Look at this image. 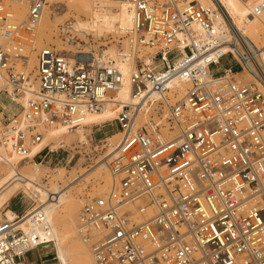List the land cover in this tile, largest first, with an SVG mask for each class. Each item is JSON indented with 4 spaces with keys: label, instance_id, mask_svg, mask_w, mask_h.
<instances>
[{
    "label": "built area",
    "instance_id": "built-area-1",
    "mask_svg": "<svg viewBox=\"0 0 264 264\" xmlns=\"http://www.w3.org/2000/svg\"><path fill=\"white\" fill-rule=\"evenodd\" d=\"M25 1L27 14L19 19L11 3L0 0L4 164L14 154L28 156L43 139V127L73 129L87 114L105 111L126 82L115 60L96 61L90 34L67 20L59 36L75 48L73 57L41 48L34 90L27 68L34 37L29 22L40 20L50 0ZM83 1L97 8L124 4L133 30L146 32L153 49L137 57L128 76L133 99L108 121L120 134L102 148L109 189L87 196L79 211V234L95 263L264 264L261 55L220 8L203 0ZM250 11L261 16L264 0ZM239 72L254 80H243ZM28 92L34 95L23 107L19 99ZM33 219L37 228L27 232L14 226L19 218L0 219V264H23L26 251L55 245L47 238L52 228L45 212L37 209Z\"/></svg>",
    "mask_w": 264,
    "mask_h": 264
},
{
    "label": "bare ground",
    "instance_id": "bare-ground-1",
    "mask_svg": "<svg viewBox=\"0 0 264 264\" xmlns=\"http://www.w3.org/2000/svg\"><path fill=\"white\" fill-rule=\"evenodd\" d=\"M12 1L15 4L16 16H18L19 19L25 18L27 14L26 1ZM257 1L258 0H203V4L210 6L215 5L220 8L224 18L230 22L235 30L244 36L243 38L247 40L250 47L254 48L257 55H261L264 60V48L259 45L264 37V13L261 16H252L250 11L251 6ZM60 5L64 8L58 11ZM72 10L79 15L88 17L86 21L78 19V21L75 22L76 29L84 34L92 32L96 36L113 34L117 38L127 37L123 41V49H118L114 44L110 46L109 49L105 50L101 56H99L97 52H94L95 59L100 64L107 61L109 62L110 60L116 61L118 68L126 76L125 85L123 89L116 92L115 100L111 102L110 106L105 111L87 114L81 126L69 130L64 127H43L45 130L43 139L32 147L28 156L14 154L13 157H9L10 162L6 164L0 163V209L19 190L28 193L34 201L33 207L23 215H19L12 209H7L3 214L0 213V219L3 218V215L7 217L8 221H15L19 218L18 221L14 222V226H18L24 232H27L37 228L33 219L34 212L37 209H41L51 222L52 232L47 238L55 242L60 264H96L90 245L85 242L79 234V216L77 212L80 211V209L78 208V203H76L77 198L74 196L73 190L90 174L96 172L100 175L101 171L104 170V184L99 183L97 190V194H104L109 189L110 185V174L106 169V158L102 157L92 170L74 176L73 178L68 177L63 169V172L52 175V178L49 180L52 186H49L48 182H44L43 180L44 170L41 169V167L45 169L48 167L45 165H36V167L32 168L28 166L27 163L30 162V160H34V156L45 147L49 150H56L59 147H64L70 144L67 137L73 133L77 134L79 142L84 141L86 140L85 133L87 130H90L92 125H100L116 118L121 110V104L133 99V94L129 89L128 76L136 67L137 57L140 55V52L142 53L146 48L153 49L148 44L149 36L146 32L133 30L134 20L132 12L124 4L111 1L104 5V7L97 8L94 3L83 0H68L65 2L50 0V4L46 6L40 20L29 22V26L34 31L32 42L35 43V45H33V48L40 49L44 47L49 41V33L53 30H57L59 23L62 22L61 20ZM38 32H41L40 35H38ZM62 50L66 49L62 48ZM28 56L30 62L35 60L34 54ZM147 59L149 58H146V60ZM238 76L244 77L247 81L254 79L248 72H239ZM33 78L34 76H32V79ZM35 83L37 82L35 81ZM34 90H36V84H34ZM181 93V95H184L183 92ZM33 95L32 92H28L19 99L23 107L29 105ZM119 136V133H114L105 140L115 142L118 140ZM0 151H3V149L0 148ZM110 152L113 154L114 150ZM31 154L33 156H31ZM82 161L83 158L76 163L75 167L80 166ZM2 171L5 172L4 175H2ZM58 222H62L66 229V236L62 235L61 231L57 230L56 224ZM76 222L77 226L74 225ZM73 227H75L78 235L73 234ZM40 235L41 238H45L43 233H40ZM78 257L80 258V262L77 261Z\"/></svg>",
    "mask_w": 264,
    "mask_h": 264
},
{
    "label": "rangeland",
    "instance_id": "rangeland-1",
    "mask_svg": "<svg viewBox=\"0 0 264 264\" xmlns=\"http://www.w3.org/2000/svg\"><path fill=\"white\" fill-rule=\"evenodd\" d=\"M8 1L11 3L12 8H15L14 2L12 0H8ZM63 8L64 7L60 5L58 11L63 10ZM15 11H16V8L14 9V12ZM16 17L19 18L18 16ZM78 19H81L82 21H86L88 20V17L84 15H79L75 11L72 10L64 19L61 20L62 22L59 23L58 29L53 30L52 32L49 33V36H48L49 41L44 47H52L58 51H62V48H65L66 49L65 51L67 52L66 55L69 57H73V52L75 48L73 46H70L69 44L64 42L63 39L60 38L59 27L61 24H63L67 20H72L76 22L78 21ZM40 33L41 32H38V35H40ZM89 34H90L89 36L90 40L91 39L93 40L91 41V43L96 49L95 52H97L99 56L103 55L105 50L109 49V47L114 44L116 45L118 49H123V45H124L123 41L124 39L127 38V37L117 38L113 34H108L104 36H96L92 32H89ZM33 45H35V43L33 42L29 43L28 55L34 54L35 60L30 62L29 61L30 58H28L27 68L29 71H32L33 76H35V68L37 66V61H38L37 56L41 48L35 49L33 48ZM259 45L264 48V37L260 41ZM149 51H151V48H146L142 53L140 52L139 57H143V55H145ZM240 78H242L243 80H246L242 76ZM253 80L254 79H251V81ZM32 82L36 84V87H37V83H35L34 78ZM41 131L44 134L45 130L42 129ZM114 133H119V128L117 127L115 122H107V123H103L100 125H92L90 130L89 131L87 130L85 133L86 140L79 142L77 134L73 133L72 135H69V137L66 136L70 144L64 147H59L56 150L49 151V149L47 148L38 160L36 161L30 160V162H28L27 164L28 166L32 168L36 167V165H45L46 167H48L46 169L41 167V169L44 170L43 180L44 182H48L49 186H52V183L49 182V180L52 178V175H57L58 173L63 172V169L67 173V176L70 178H73L74 176H78L86 171L92 170L97 164V162L102 158L103 151H104V149L102 150V148L104 147L103 144H104L105 138L113 135ZM31 156L33 155L31 154ZM81 158H83L82 164L80 166L75 167L76 163ZM106 169L108 171V168ZM2 173H3L2 175L5 174L4 171H2ZM104 175H105L104 170L101 171L100 175L94 172L90 174L86 179H84L80 183L79 186L74 188L73 194L77 198L76 203H78L79 209L82 207L83 202L85 201L87 196L93 197L95 195H98L97 194L98 186H99V183L104 184V181H103ZM33 204H34V201L30 197V195L28 193H25L19 190L2 206V208L0 209V213L3 214L7 209H12L16 211L19 215H23L26 211H28L29 209L33 207ZM77 215L79 216V211L77 212ZM56 225H57V230L61 231L62 235L66 236L67 235L66 229L64 228L62 222H58ZM74 225L77 226V222ZM72 232L74 235L75 234L78 235L77 231L75 230V227H73ZM69 243H70V240H69ZM77 261L80 262L79 257L77 258Z\"/></svg>",
    "mask_w": 264,
    "mask_h": 264
},
{
    "label": "crops",
    "instance_id": "crops-1",
    "mask_svg": "<svg viewBox=\"0 0 264 264\" xmlns=\"http://www.w3.org/2000/svg\"><path fill=\"white\" fill-rule=\"evenodd\" d=\"M23 264H59L57 250L54 244H42L26 251L21 256Z\"/></svg>",
    "mask_w": 264,
    "mask_h": 264
},
{
    "label": "trees",
    "instance_id": "trees-1",
    "mask_svg": "<svg viewBox=\"0 0 264 264\" xmlns=\"http://www.w3.org/2000/svg\"><path fill=\"white\" fill-rule=\"evenodd\" d=\"M238 70V69H237Z\"/></svg>",
    "mask_w": 264,
    "mask_h": 264
}]
</instances>
